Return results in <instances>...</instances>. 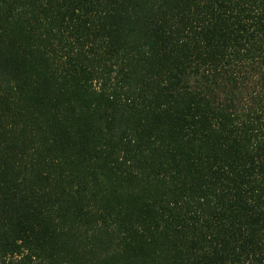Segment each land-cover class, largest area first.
I'll list each match as a JSON object with an SVG mask.
<instances>
[{"label": "trees", "instance_id": "1", "mask_svg": "<svg viewBox=\"0 0 264 264\" xmlns=\"http://www.w3.org/2000/svg\"><path fill=\"white\" fill-rule=\"evenodd\" d=\"M0 264H264V0H0Z\"/></svg>", "mask_w": 264, "mask_h": 264}]
</instances>
